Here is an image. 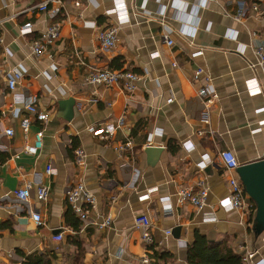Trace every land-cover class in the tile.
<instances>
[{
	"label": "crops",
	"instance_id": "1",
	"mask_svg": "<svg viewBox=\"0 0 264 264\" xmlns=\"http://www.w3.org/2000/svg\"><path fill=\"white\" fill-rule=\"evenodd\" d=\"M41 1L0 0V61L5 69L22 71L14 90L0 80V124L14 131L11 138L0 135V147H7L0 149V197L26 183L33 188L24 210L12 201L0 203V264H21L18 252L50 248L56 250L53 264H136L147 250L134 226L140 214L153 226L150 257L168 251L177 264H187L186 247L198 231L226 241L238 253L253 252L249 264H264V228L256 230L248 218L241 224L239 213L219 207L231 173L217 157L229 149L239 165L264 159V73L253 66V47L264 43V14L254 6L264 9V0L205 5L201 0H120L122 14L115 10L116 0H77L78 5L63 0L59 18L28 10ZM28 22L31 30L23 35L20 27ZM53 22L60 24L58 40L42 56H32L29 43ZM115 24L116 46L104 51L97 33ZM117 65L138 76L131 91L122 83L86 82L90 67ZM199 67L217 94L205 110L197 98L203 82V75L194 76ZM27 93L38 95L39 108L48 115L42 124H31L26 138L43 128L42 148L35 155L20 150L25 112L18 117L10 113ZM118 119L123 124L105 139L90 131ZM71 139L85 153L81 166L73 162ZM127 141L132 146L117 152ZM184 141L193 148L185 150ZM203 154L213 163L201 170L196 164ZM47 165L53 174L46 173ZM198 178L208 187L203 212L215 221H204L203 212L189 204H175L178 188ZM79 182L96 199L90 218L112 219L107 228L92 223L83 229L81 221V263L75 261V247L66 243L75 232L66 223L70 206L64 199V192ZM38 184L49 188L45 200L36 197ZM145 194L146 199L140 198ZM162 197L169 198L171 211L163 209ZM29 210L40 214L41 225L30 219ZM55 231L63 234L60 243L52 241Z\"/></svg>",
	"mask_w": 264,
	"mask_h": 264
},
{
	"label": "built area",
	"instance_id": "2",
	"mask_svg": "<svg viewBox=\"0 0 264 264\" xmlns=\"http://www.w3.org/2000/svg\"><path fill=\"white\" fill-rule=\"evenodd\" d=\"M8 2H14L15 0H6ZM212 0H201L202 4L205 5ZM75 4L78 5L79 2L76 0ZM64 2L63 0H42L38 4L32 6L28 10H39L44 11L49 14L51 18H56L63 14ZM255 10H258L260 14H264V9H259L258 6H254ZM116 12L122 14L125 12L124 7L120 0H116ZM60 24L58 22H53L48 25L45 30L33 39L28 46L29 52L34 57L42 56L49 46H52L59 37ZM31 24L25 23L20 27V33L26 34L30 32ZM117 30L118 25H112L108 28L99 30L97 33V40L100 47L104 51H111L116 46L117 41ZM164 41L168 46L173 45V41L170 39L168 34L163 35ZM201 54L200 51L195 52L193 56ZM253 54L255 57V63L253 66H257L264 73V43H258L253 47ZM203 75V82L197 91V98L205 110L213 105L217 98L215 88L212 84V80L209 75H207L203 68H197L195 70L194 76L197 78ZM22 78V71L19 68L5 69L0 61V80L5 83V86L14 90L18 81ZM86 82L89 84H105L112 85L117 83H122L123 87L127 90H132L134 88V82L138 80V76L129 70H114L108 68H101L92 66L85 78ZM251 89H254V83L249 84ZM253 86V87H252ZM168 99L167 102H170ZM20 103V107L12 106L10 113L14 117H18L22 112H25L26 116L20 118V127L25 136V141L20 147V150L29 155H35L42 148L43 143V128H38L32 139L27 141V135L30 130L32 123L42 124L48 119L46 112L39 108V98L37 94L27 93L21 95L16 101ZM207 115V113H206ZM204 115L203 121L208 122L207 116ZM123 124L122 119H118L116 122L106 123L98 128H90V131L99 136L101 139H105L111 136L117 127ZM14 131L10 127H2L0 124V135L6 138H11ZM132 143L130 141L116 147L117 152L120 154L123 150L130 148ZM182 147L189 151L193 148V145L188 141L182 143ZM0 149L7 150L6 146H1ZM219 164L231 175L228 178V194L219 200V207L225 212H237L240 215V223L242 224L250 212V204L247 203V195L243 189L241 182L236 174V168L239 163L236 159L234 153L229 150H221L218 153ZM85 153L82 148L76 147L73 151V162L77 166H81L84 163ZM213 161L207 154H203L200 160L197 162V167L201 170L206 168ZM127 165V164H126ZM47 174H53L54 170L51 165H47L45 169ZM32 186L28 183L24 184L22 187L16 188L9 195L0 197V203L3 200L12 201L18 207V209L24 210L29 206V198L32 192ZM49 188L45 185H36L35 194L38 200H45L48 196ZM148 194L140 196L142 199H146ZM208 197V187L206 181L203 178H198L192 185H184L178 188L176 192V206L181 207L185 204H189L195 208L198 212L204 210L207 205ZM64 199L69 204L72 211L77 215V217L82 221V228L85 229L92 223H94L99 228H107L111 226L112 219L106 216L101 222H94L89 216V212L94 209L96 199L92 192L87 189L83 183H77L72 187L68 188L64 192ZM162 202V207L164 210L171 211L172 205L168 197L160 198ZM30 219L36 224L41 225L42 220L38 212L28 211ZM204 221H215L216 217L213 214L203 212L202 216ZM134 226L140 230V238L143 244L146 246V253H144L137 261L136 264H152V259L150 257V248L153 245V234H152V223L147 215L140 214L134 217ZM63 240L62 232H57L52 235V241L55 243H60ZM254 256L253 252L245 251L243 254V260L246 264H249Z\"/></svg>",
	"mask_w": 264,
	"mask_h": 264
},
{
	"label": "trees",
	"instance_id": "3",
	"mask_svg": "<svg viewBox=\"0 0 264 264\" xmlns=\"http://www.w3.org/2000/svg\"><path fill=\"white\" fill-rule=\"evenodd\" d=\"M60 16V15H59ZM59 16L57 18H59ZM111 69L122 70L120 65ZM77 147L74 139H71L70 151ZM250 200V212L248 214V223L253 222L255 214V204ZM70 213L66 214V223L74 230V235L67 236L66 243L75 247V261L81 263L84 254V248L78 235L81 228V220L69 208ZM22 262L21 264H53L56 257V250L50 248L42 252H32L25 254L18 252ZM152 264H177L173 255L168 251L153 253ZM187 264H246L243 260V254L234 251L226 241L209 239L200 232H194L192 241L187 245L185 252Z\"/></svg>",
	"mask_w": 264,
	"mask_h": 264
},
{
	"label": "water",
	"instance_id": "4",
	"mask_svg": "<svg viewBox=\"0 0 264 264\" xmlns=\"http://www.w3.org/2000/svg\"><path fill=\"white\" fill-rule=\"evenodd\" d=\"M157 149V148H151ZM236 174L246 195L255 204L254 228H264V159L239 165ZM54 233H57L55 231Z\"/></svg>",
	"mask_w": 264,
	"mask_h": 264
},
{
	"label": "rangeland",
	"instance_id": "5",
	"mask_svg": "<svg viewBox=\"0 0 264 264\" xmlns=\"http://www.w3.org/2000/svg\"><path fill=\"white\" fill-rule=\"evenodd\" d=\"M239 181H240V179H239Z\"/></svg>",
	"mask_w": 264,
	"mask_h": 264
}]
</instances>
